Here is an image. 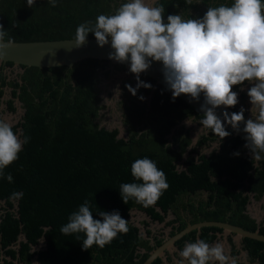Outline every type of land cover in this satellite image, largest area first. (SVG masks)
I'll return each mask as SVG.
<instances>
[{
  "label": "trees",
  "instance_id": "16d2710c",
  "mask_svg": "<svg viewBox=\"0 0 264 264\" xmlns=\"http://www.w3.org/2000/svg\"><path fill=\"white\" fill-rule=\"evenodd\" d=\"M124 2L57 0V6L51 7L47 0H36L29 8L26 0H0V25L8 33L6 40L10 37L14 42L74 40L78 25L94 24L98 15L114 14ZM233 2L157 0L155 4L164 6L166 22L170 14L185 20L202 18L208 7ZM87 39L95 38L89 33ZM14 66L0 63V106L9 89L4 101L7 110L16 112L15 100L23 110L13 130L21 139H29L19 158L4 169L13 181L0 178V264H143L166 239L149 229L142 236L130 221L132 210L165 223L170 227L168 237L201 222L228 223L264 235V218L257 222L247 212L250 196L255 201L264 198V159L253 160L241 138L228 131L230 135L220 140L204 128L193 143L189 129L179 125L193 119L202 126L203 115L180 98L173 99L169 90L143 73L140 80L152 87H140L133 96L125 85L135 88V75L120 64L84 59L70 68L17 66L20 72L10 78L5 70ZM110 66L127 74L119 102L126 138L119 137L118 129H106L98 122L105 109L99 84L101 77L109 79ZM248 83L233 86L241 102L247 98L241 88ZM229 109L240 111L238 103ZM216 142V149L200 153ZM141 158L155 161L169 184L158 202L147 208L134 198L125 204L120 194L121 184L141 183L131 175V164ZM179 163L184 169H178ZM13 192H22L23 197L13 200ZM86 200L94 219H102L100 211H118L128 220L127 234H118L103 249L93 245L83 250V233H61L68 217ZM169 214L173 218L165 222ZM222 234L221 229L204 227L182 237L174 248L180 252L197 239L211 245ZM233 237L228 234L227 241L237 264L240 251L250 264H264V243L244 238L239 250ZM164 257L172 263L168 252ZM152 264H163V258Z\"/></svg>",
  "mask_w": 264,
  "mask_h": 264
},
{
  "label": "clouds",
  "instance_id": "9594fccd",
  "mask_svg": "<svg viewBox=\"0 0 264 264\" xmlns=\"http://www.w3.org/2000/svg\"><path fill=\"white\" fill-rule=\"evenodd\" d=\"M51 7L57 0H47ZM29 8L36 0H26ZM165 8L154 0H127L114 14H100L95 23L85 21L77 26L74 44L82 47L89 33L94 35L99 47L109 44L112 51L108 58L119 63L128 61L129 71L135 75L137 84L127 90L136 95L137 89L152 85L140 80V74L147 71L152 62H160L164 82L173 99L184 94L198 100L203 94L200 106L203 119L199 122L220 140L230 135L225 123L239 131L244 122V109L229 114L223 112V122L215 109L231 108L238 103V94L233 86L249 82L248 89L251 112L255 119L244 122L245 147L252 159H264V0H234L229 5L208 7L202 18L183 19L180 14H170L164 19ZM0 25V62L5 59L6 49L14 44ZM243 90V89H241ZM142 100L143 97H140ZM28 137L21 139L13 130V124L0 119V178L9 183L11 174L5 176L4 169L19 158ZM239 155V153H234ZM131 175L136 181L120 185V194L127 204L130 198L147 208L154 206L169 184L165 173L149 158L135 160L131 164ZM23 197L22 192H13L11 199ZM102 219H94L86 200L68 217V223L61 227V233H83V250L93 245L103 249L117 238L127 234L128 220L118 211H100ZM177 264H237V259L226 253L222 242L209 244L202 239L186 243L179 252Z\"/></svg>",
  "mask_w": 264,
  "mask_h": 264
},
{
  "label": "water",
  "instance_id": "95a60500",
  "mask_svg": "<svg viewBox=\"0 0 264 264\" xmlns=\"http://www.w3.org/2000/svg\"><path fill=\"white\" fill-rule=\"evenodd\" d=\"M110 43L111 41L109 38V44L101 48L97 45L95 39H87V42L82 47L76 48L73 40L14 42L11 47L6 49V56L2 63L10 62L15 66L37 68H53L58 66H66L70 68L75 63L84 59H96L108 61L113 65L120 64L129 69L130 63L128 61L119 63L108 58L109 53L112 51ZM161 68L162 65L160 62H152L150 68L143 72V74L153 79L156 84H159L168 90L167 85L164 82ZM178 98L191 106L196 112L203 115L200 111V106L204 102L203 94H201L200 98L195 101L184 94L180 95ZM215 112L222 122L224 119L222 115L223 112H228L229 114L234 113L232 110L225 108L224 106L216 108ZM248 119L250 118L247 116L244 117V122ZM244 122L240 123L239 131L232 129L231 125L226 123L225 129L233 136L239 137L246 142L245 136L247 134L243 132ZM204 227L221 229L223 234H233V236L240 240L247 238L264 243V235L260 234L258 231L251 232L223 222H201L189 225L174 236L168 237L162 245L155 248L149 254L143 264H152L154 260L163 257L166 252H169L171 248H174L175 243L182 237L189 234L191 231L199 230Z\"/></svg>",
  "mask_w": 264,
  "mask_h": 264
},
{
  "label": "rangeland",
  "instance_id": "374dc122",
  "mask_svg": "<svg viewBox=\"0 0 264 264\" xmlns=\"http://www.w3.org/2000/svg\"><path fill=\"white\" fill-rule=\"evenodd\" d=\"M157 0H154V3ZM149 3H152L153 0H148ZM110 77L108 80H105L101 77V82L99 84L100 89V95L103 98V104L105 106V109L101 111L100 118L98 120L101 127H105L106 129H118L119 131V137L120 138H126L125 128L122 125V110L120 105V100L122 98V91L120 89V86L122 82L127 78V74L125 72H119L113 69V67L110 66ZM6 74L13 78L15 75L20 72V69L17 66L12 67L11 69L5 70ZM252 84L248 83V86L242 87L241 90L247 95V89L251 87ZM9 98V89H5V94L3 96V104L0 106V119H4L6 121L11 122L12 124H16L19 119L21 118L23 114V110L21 108L20 103L15 100L14 106L16 108L15 113H10L6 105L4 104V101ZM238 106L239 108H243L247 112V117L250 119H255L257 113L255 111L251 112L252 105L250 104L249 97L247 95V98L241 102L239 94H238ZM179 126H184L186 129H189L191 138L193 143L196 142L197 138L205 133L204 127L200 126L197 122H194L193 119H186L183 122L180 123ZM218 147V143H213L203 149H200L201 154H208L212 150L216 149ZM178 169H184V166L182 163L178 164ZM247 212L250 214L254 219H256L257 222H260L264 218V198L260 201H255L252 196H250V201L247 206ZM130 221L139 228L140 234L142 236L145 235L146 229H149L152 234H155L157 236H161L164 239L168 238V234L170 232V227H166L165 223H158L153 222L150 220L149 217H147L145 214L138 212L136 210H132L130 213ZM173 218L171 214H169L165 220L169 221ZM144 223L147 224V227H145ZM228 234H222L218 236V239L213 243L222 242L225 248V251L227 254L230 255V247L227 241ZM19 240H23V237L21 236ZM234 242L236 243L239 250L240 248V239L237 237H233ZM40 247H42V244H40ZM172 257V263L177 264V261L180 258L179 252L175 248H171L168 252ZM163 264H172L166 261L165 257L163 256ZM238 261L240 264H250L247 260L246 253L244 251H240V254L238 256ZM34 264H36L34 262Z\"/></svg>",
  "mask_w": 264,
  "mask_h": 264
},
{
  "label": "flooded vegetation",
  "instance_id": "af4514ba",
  "mask_svg": "<svg viewBox=\"0 0 264 264\" xmlns=\"http://www.w3.org/2000/svg\"><path fill=\"white\" fill-rule=\"evenodd\" d=\"M10 92V91H9Z\"/></svg>",
  "mask_w": 264,
  "mask_h": 264
}]
</instances>
